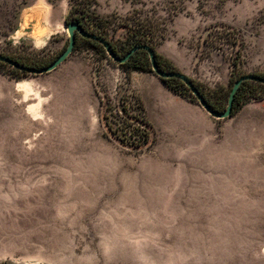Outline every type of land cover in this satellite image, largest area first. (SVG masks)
Here are the masks:
<instances>
[{"label": "rangeland", "instance_id": "374dc122", "mask_svg": "<svg viewBox=\"0 0 264 264\" xmlns=\"http://www.w3.org/2000/svg\"><path fill=\"white\" fill-rule=\"evenodd\" d=\"M83 1L117 45L149 20L166 34L156 50L224 102L232 81L264 74V0ZM72 3L0 0V55L54 60ZM132 71L83 40L49 73L0 65V264H264V109L256 135L225 133L232 118ZM133 95L153 132L140 148L101 106L138 115Z\"/></svg>", "mask_w": 264, "mask_h": 264}, {"label": "trees", "instance_id": "16d2710c", "mask_svg": "<svg viewBox=\"0 0 264 264\" xmlns=\"http://www.w3.org/2000/svg\"><path fill=\"white\" fill-rule=\"evenodd\" d=\"M221 1H226V0H221ZM84 5L85 2L83 0H73L71 9L66 17L67 24L69 22L76 21L79 23V25L82 26V28L86 32L90 34H96L97 36L104 38L111 44L113 51L119 57H124L135 46L149 45L155 50L157 62L161 69L166 71H180L179 68L175 65V63L171 59H169L168 57L164 56L163 54L159 53L156 50L155 44L165 39L166 34L162 33L156 35L155 28L149 20L146 19L143 20L142 22L136 23L135 25L133 24L129 25L127 37L124 40L120 41V44L117 45L108 38L109 35L108 21L102 19L94 12L89 11ZM80 40L85 41L86 43L90 44L91 46L101 51H106L105 47L99 41L88 37H83L79 33H76V45L74 50L77 48ZM2 55L10 57L11 59L26 66L37 67V68L47 66L57 58L56 57L52 61L50 60V61L27 63L22 61L20 58L12 55H7V54H2ZM236 61L237 59H235L234 64H236ZM119 64L126 71L129 72L132 70L154 72L152 69L149 53L145 49L137 50L135 53H133L130 56V58L126 62ZM0 65H8L14 68V70L21 71L3 61H0ZM22 72H26V71H22ZM256 75L264 77V74H256ZM161 79L176 93L181 94L182 96H189L191 100L199 102L197 97L192 94L191 89L181 79L176 77L165 78V79L161 78ZM190 79L193 81L195 86L199 89L201 94L204 96L208 104L213 109L217 111H224L226 109L228 100L224 102L222 99L217 98L216 95H214L215 93L206 91L203 88V86L195 79L191 77ZM235 81H232V83L234 84ZM254 86L264 87V83H260L252 80H246L241 84L234 99L232 116L236 114L244 106V104L249 102V100L257 98L254 92L257 88ZM132 97H134L135 105L139 110L138 115L135 116L131 114H126V117L124 118L122 117L121 120H118L115 117L111 118L107 113L108 109L110 108L108 105L109 100L107 99V102H105L103 99H101V106L105 110L103 117L111 133H113V135H115L116 137H119L123 142H126L127 144L135 148H140L145 145H151L152 143L151 141H153L151 135L153 132L151 125L145 116V105L143 100L137 95H133ZM126 109L127 108L125 107L122 108L124 112ZM115 120H117L118 122Z\"/></svg>", "mask_w": 264, "mask_h": 264}, {"label": "water", "instance_id": "95a60500", "mask_svg": "<svg viewBox=\"0 0 264 264\" xmlns=\"http://www.w3.org/2000/svg\"><path fill=\"white\" fill-rule=\"evenodd\" d=\"M67 29H68V34H69V43L66 47V49L49 65L41 67V68H37V67H29L26 66L24 64H21L13 59H11L10 57H7L5 55H0V61L6 62L10 65H12L13 67L21 70V71H26L29 73H33V74H45V73H49L55 69H57V67H59V65H61L70 55L71 53L74 51L75 45H76V33H79L80 35H82L83 37H88L94 40L99 41L106 49L107 54L116 62L118 63H124L126 62L130 56L135 53L137 50L140 49H145L148 53H149V57H150V61L152 64V69L154 71V73L159 76L160 78H171V77H176L181 79L190 89L191 92L194 96L197 97L199 103L201 104V106L209 113L211 114L213 117H216L218 119H224L227 117H231L232 116V111H233V106H234V99L236 96V93L239 89V87L241 86V84L246 81V80H252V81H257L260 83H264V77L256 75V74H245L242 75L240 78H238L235 83L233 84V87L230 91L229 94V98H228V104L227 107L224 111H217L215 109H213L208 102L206 101V99L204 98V96L201 94V92L199 91V89L195 86V84L193 83V81L190 79V77L181 72V71H166L163 70L159 67V64L157 62V58H156V52L155 50L149 46V45H138L133 47L124 57H119L112 49L111 44L105 40L104 38H101L99 36H97L96 34H90L88 32H86L81 25H79L78 22L76 21H72L69 22L67 24Z\"/></svg>", "mask_w": 264, "mask_h": 264}, {"label": "crops", "instance_id": "0c3cea01", "mask_svg": "<svg viewBox=\"0 0 264 264\" xmlns=\"http://www.w3.org/2000/svg\"><path fill=\"white\" fill-rule=\"evenodd\" d=\"M145 72V71H142ZM133 74V79L135 78V74L141 73L139 70H133L131 72ZM151 72H145L144 74H149ZM150 76V75H149ZM157 78V77H156ZM160 77L158 76V79ZM183 104L195 107L203 116H212L209 114L200 103L194 101H188L181 99ZM263 101H250L244 104V106L233 116H231L230 125H225V133L228 131V128L231 130L233 123L239 128L240 131H244L249 129L252 131L253 135L257 134V129L259 128L258 123L256 121L257 115L264 109L262 103ZM233 122V123H232ZM242 134V133H241Z\"/></svg>", "mask_w": 264, "mask_h": 264}]
</instances>
